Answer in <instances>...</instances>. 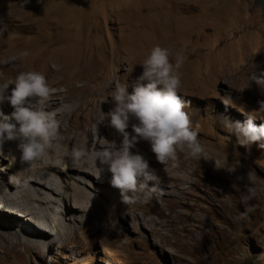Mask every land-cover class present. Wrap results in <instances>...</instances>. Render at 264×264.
Masks as SVG:
<instances>
[{
    "label": "rangeland",
    "instance_id": "obj_1",
    "mask_svg": "<svg viewBox=\"0 0 264 264\" xmlns=\"http://www.w3.org/2000/svg\"><path fill=\"white\" fill-rule=\"evenodd\" d=\"M1 45L8 47L0 50L3 73L10 70L1 58L10 52L23 56L21 69L42 72L48 82L59 68L95 73L84 93L91 105L84 103L77 124L93 118L96 105L108 113L118 84L131 93L154 46L169 49L173 63L182 54L178 95L189 102L185 111L205 152L193 160L178 150V167L165 171L140 141L164 195L126 205L118 189L91 181L94 201L75 222L78 232L51 235L33 254L19 245L18 223L0 215V264H264V148L241 145L228 128L249 115L264 122V89L248 79L264 69V0H0ZM1 168L0 181L10 186L12 170ZM249 171L258 194L242 203Z\"/></svg>",
    "mask_w": 264,
    "mask_h": 264
},
{
    "label": "clouds",
    "instance_id": "obj_2",
    "mask_svg": "<svg viewBox=\"0 0 264 264\" xmlns=\"http://www.w3.org/2000/svg\"><path fill=\"white\" fill-rule=\"evenodd\" d=\"M22 55L29 53L24 51ZM169 57V49L154 46L140 64L143 71L132 82L131 93L129 84H118L111 94L115 106L106 114L107 121L122 139L118 145L103 151L101 163L110 173L111 187L119 190L121 203L126 205L135 204L138 200L147 203L153 196L159 199L164 195L156 170L137 149L140 141L150 144L151 151L164 165L165 171L169 165L178 167V150L183 152L187 149L186 158L193 160H200L205 152L198 139L199 129L193 126L185 111L189 102L178 95L182 83L179 69L185 58L177 53L173 63ZM248 79L264 89V69L250 73ZM12 84L14 88L10 95L0 94V104L7 99L14 109L10 115L0 111V145L7 140H18L21 163H31L42 158L52 147L60 125L55 113L46 108L53 89L44 73L35 70L18 73ZM64 107L67 110L71 106ZM260 110H264V101H260ZM133 119L135 123H131ZM228 128L235 133L241 145L259 143V147L264 148V122L257 125L249 115L244 122H229ZM83 156L81 149H73L74 163ZM247 180L242 203L258 194L254 171L247 173ZM138 193L143 194L142 199Z\"/></svg>",
    "mask_w": 264,
    "mask_h": 264
},
{
    "label": "bare ground",
    "instance_id": "obj_3",
    "mask_svg": "<svg viewBox=\"0 0 264 264\" xmlns=\"http://www.w3.org/2000/svg\"><path fill=\"white\" fill-rule=\"evenodd\" d=\"M0 50L1 53L7 52L8 47L1 45ZM22 58L23 56L11 52L1 58L4 59L6 66H12L9 69L5 68V71L10 70L9 74L6 73L7 71L0 72V94L10 95L14 88L12 83L17 74L26 71L25 68H20L24 59ZM89 64L91 65V62ZM70 69L68 72L64 68L56 69L54 76L56 79L52 78L53 80L50 79L48 82L53 91L46 102V108L55 113L60 125L57 134L53 137L52 147L46 154L31 163L22 164L21 152L17 147L18 140H7L0 145V174L4 170L2 166L12 170L10 186L0 181V199L12 206H21L19 209L9 207L0 201V215L20 226L21 233L17 229L14 230L19 233L18 238H23L19 245L24 247L25 253L33 254L35 250L48 246L45 242L51 235H55L56 239L60 240L69 238L70 232L77 231L78 226L75 222L84 221L81 213L86 212L88 206L94 201L92 193L87 188L91 181L106 188L111 186L110 173L101 163V156L103 151L112 148L114 144L118 145L122 137L109 125L107 111L102 109L103 111L99 113L97 105L94 108L91 107L88 112L92 117L94 116L93 118H88L86 123H76L75 117H79L83 111L82 107L95 73L86 78L85 75L80 74L82 71L77 69L74 74ZM6 86H8L7 89ZM89 98L87 95V99ZM86 101L89 102H86L89 107L90 100ZM66 105L71 106L70 109L65 110ZM58 109L60 111H57ZM13 110L7 99L0 104V111L5 115H10ZM100 138H102L101 142H99ZM74 148L84 152V156L75 163L84 164L85 168H75L76 165L73 164L72 159ZM137 149L145 156L144 145H137ZM52 155L55 157H51ZM67 157L68 159L65 160ZM148 161L152 164L151 159ZM63 204L66 211L61 212L60 215L56 212V207ZM23 207L25 210L22 209ZM88 221H91L93 226H100V222L93 218L86 220ZM15 244L17 242L12 241L10 246L15 247Z\"/></svg>",
    "mask_w": 264,
    "mask_h": 264
}]
</instances>
